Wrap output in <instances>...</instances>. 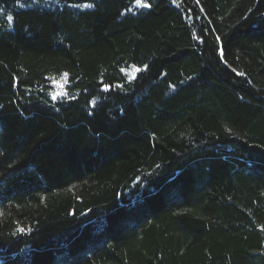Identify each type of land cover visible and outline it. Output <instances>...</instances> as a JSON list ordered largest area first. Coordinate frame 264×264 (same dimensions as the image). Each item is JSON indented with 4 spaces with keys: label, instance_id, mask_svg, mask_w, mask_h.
I'll list each match as a JSON object with an SVG mask.
<instances>
[{
    "label": "trees",
    "instance_id": "1",
    "mask_svg": "<svg viewBox=\"0 0 264 264\" xmlns=\"http://www.w3.org/2000/svg\"><path fill=\"white\" fill-rule=\"evenodd\" d=\"M0 264H264V0H0Z\"/></svg>",
    "mask_w": 264,
    "mask_h": 264
},
{
    "label": "rangeland",
    "instance_id": "2",
    "mask_svg": "<svg viewBox=\"0 0 264 264\" xmlns=\"http://www.w3.org/2000/svg\"><path fill=\"white\" fill-rule=\"evenodd\" d=\"M64 84H65L64 80H55L52 82L51 86L56 91L55 95H62L63 94L62 87L64 86Z\"/></svg>",
    "mask_w": 264,
    "mask_h": 264
},
{
    "label": "snow or ice",
    "instance_id": "3",
    "mask_svg": "<svg viewBox=\"0 0 264 264\" xmlns=\"http://www.w3.org/2000/svg\"><path fill=\"white\" fill-rule=\"evenodd\" d=\"M197 2H199V0H197ZM136 3L137 4H140L141 3V0H136ZM91 5H89V7H90ZM145 7H150V5H144ZM10 21L12 20V17H9L8 18ZM217 39H219V38H217ZM123 71V70H122ZM136 71H140V69H136ZM64 76H67V74H64ZM109 88H110V85H105L104 86V90L105 91H107V90H109ZM53 99H56V97L55 96H53ZM20 231L21 232H23L24 231V229H20Z\"/></svg>",
    "mask_w": 264,
    "mask_h": 264
}]
</instances>
